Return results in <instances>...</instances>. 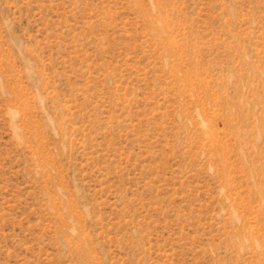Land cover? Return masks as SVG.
Segmentation results:
<instances>
[{
    "label": "rangeland",
    "instance_id": "rangeland-1",
    "mask_svg": "<svg viewBox=\"0 0 264 264\" xmlns=\"http://www.w3.org/2000/svg\"><path fill=\"white\" fill-rule=\"evenodd\" d=\"M0 264H264V0H0Z\"/></svg>",
    "mask_w": 264,
    "mask_h": 264
}]
</instances>
